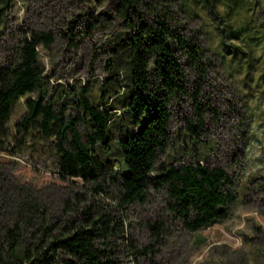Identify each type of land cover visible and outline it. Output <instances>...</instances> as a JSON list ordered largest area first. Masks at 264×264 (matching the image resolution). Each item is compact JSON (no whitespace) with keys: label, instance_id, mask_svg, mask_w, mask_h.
<instances>
[{"label":"rangeland","instance_id":"374dc122","mask_svg":"<svg viewBox=\"0 0 264 264\" xmlns=\"http://www.w3.org/2000/svg\"><path fill=\"white\" fill-rule=\"evenodd\" d=\"M140 1L147 5L141 7L143 13L147 7L169 10L183 34L200 44L206 66L198 74L181 57L189 92L192 81L203 78L200 104L197 109L185 95L171 107V141L151 178L161 173V166L199 161L222 167L233 196L226 216L191 231L168 207L166 189L154 185L145 201L121 203L110 167L119 169L116 146L130 125L123 55L130 29L126 16L119 14V0H8L0 1V66L16 57L22 38L50 33L52 42L37 47L44 102L55 113L64 110L66 118H78L84 143L91 128L75 107V96L85 88L94 104H110L115 149L90 147L106 167L96 181L64 177L57 138L37 122L16 127L39 91L20 97L0 146V238L16 223L27 237L42 222L63 225L90 209L94 217H110L115 231L106 242L118 264H264V0ZM184 117L197 125L198 135L187 130Z\"/></svg>","mask_w":264,"mask_h":264},{"label":"trees","instance_id":"16d2710c","mask_svg":"<svg viewBox=\"0 0 264 264\" xmlns=\"http://www.w3.org/2000/svg\"><path fill=\"white\" fill-rule=\"evenodd\" d=\"M8 2V0H0ZM119 14L126 16L130 33L123 50L127 64L128 90L124 96L125 115L130 125L123 128L117 142L121 156L118 170L112 167V179L120 191L121 203L145 201L150 185L165 188L168 207L191 231L220 221L227 214L233 196L229 178L220 167L195 164L161 166V173L151 178L155 163L171 141L169 130L171 107L185 95L191 96L196 108L201 94L202 77L192 81L193 91L181 61L184 56L198 74L206 72L203 52L194 37H187L167 9L149 8L140 0H119ZM3 8H0V11ZM50 33L33 34L20 40L16 57L0 66V146L15 102L36 90L40 95L27 102V114L17 123L18 130L39 123L49 136L57 138L58 167L64 177L96 181L106 170L94 156L96 145L108 152L115 149L109 131L114 111L110 104H94L82 88L74 105L88 119L91 128L84 143L77 128L78 118H66L64 110L55 113L44 102L43 71L37 47L52 42ZM235 49L240 50L239 47ZM119 73L118 67H116ZM125 89V86H124ZM78 97V98H77ZM187 130L198 135V128L184 117ZM98 188H103L98 184ZM88 209L63 225L40 223L27 237L23 226H15L0 238V264H118L116 253L106 242L115 229L110 217H94ZM156 228L155 225H151ZM158 229V228H157Z\"/></svg>","mask_w":264,"mask_h":264}]
</instances>
